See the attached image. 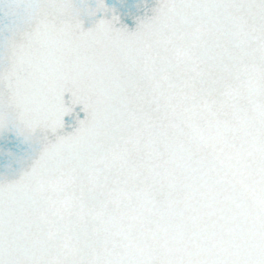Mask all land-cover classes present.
I'll list each match as a JSON object with an SVG mask.
<instances>
[{
  "label": "snow or ice",
  "instance_id": "obj_1",
  "mask_svg": "<svg viewBox=\"0 0 264 264\" xmlns=\"http://www.w3.org/2000/svg\"><path fill=\"white\" fill-rule=\"evenodd\" d=\"M0 264H264V0H0Z\"/></svg>",
  "mask_w": 264,
  "mask_h": 264
}]
</instances>
